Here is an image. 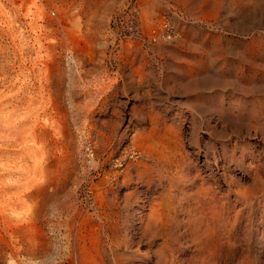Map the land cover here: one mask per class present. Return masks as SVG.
Instances as JSON below:
<instances>
[{
	"label": "rangeland",
	"instance_id": "obj_1",
	"mask_svg": "<svg viewBox=\"0 0 264 264\" xmlns=\"http://www.w3.org/2000/svg\"><path fill=\"white\" fill-rule=\"evenodd\" d=\"M0 264H264V0H0Z\"/></svg>",
	"mask_w": 264,
	"mask_h": 264
},
{
	"label": "bare ground",
	"instance_id": "obj_2",
	"mask_svg": "<svg viewBox=\"0 0 264 264\" xmlns=\"http://www.w3.org/2000/svg\"><path fill=\"white\" fill-rule=\"evenodd\" d=\"M257 2V1H256ZM255 3V2H254ZM258 3V2H257ZM245 4V3H244ZM252 4V3H251ZM245 57V56H244ZM133 142V141H132Z\"/></svg>",
	"mask_w": 264,
	"mask_h": 264
}]
</instances>
